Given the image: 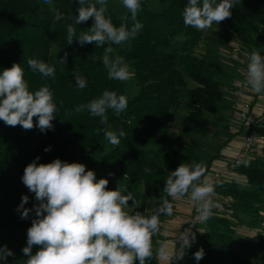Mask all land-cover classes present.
I'll return each instance as SVG.
<instances>
[{"label":"trees","instance_id":"obj_1","mask_svg":"<svg viewBox=\"0 0 264 264\" xmlns=\"http://www.w3.org/2000/svg\"><path fill=\"white\" fill-rule=\"evenodd\" d=\"M90 2L95 3V0ZM187 3L188 0H141L137 19L143 28L135 39L123 45H111L134 73L138 91L129 98L125 83L109 79L102 63L104 47L108 45L81 46L76 39L68 45L69 24L79 35L87 32L94 22V18H89L87 22L74 24L78 0H52L51 6L44 0H0V74L14 63L20 64L29 90L49 87L58 109L52 121L53 129L43 132L36 126L37 117L33 118L34 127L30 130L19 125L8 126L0 120V231L10 234L28 229L36 218L34 205L38 201L22 182L25 167L36 157L40 158L38 164L57 158L72 163L98 155L96 179H107V190H116L118 186L127 188L124 194L132 192L137 204L130 211L144 215L150 201L154 204L149 215L165 198L163 188L169 172L180 163H200L199 143L193 136H216L225 120L221 115L224 108L220 106L224 101V84L219 78L224 72L212 59V49L201 56L194 55L203 35L202 30L185 27L182 13ZM153 6L160 8L153 9ZM57 10L64 18L54 22ZM231 12V17L224 20L223 33L214 32L208 40H214L219 46L236 41L247 50L259 48L258 41L264 42V0H235ZM106 16L111 17L116 26L124 23L123 17L128 16L127 23L131 26L128 11L116 17L108 6ZM50 38L55 47L66 54L61 63L50 61ZM27 58L54 65V77L32 71ZM74 73L87 80L85 88L77 87ZM186 79L195 86L186 88ZM105 90L126 96L128 106L119 117L108 110V124L102 125L100 118L91 116L87 110L75 111L78 105L99 98ZM178 108L186 112L180 119L179 134L184 139L180 151L165 146L169 137L166 121ZM209 115H216L215 119L211 120ZM105 127L117 134L121 129L126 133L120 137L119 145L105 139ZM259 135L264 136V124ZM233 137L224 141L208 159L205 172ZM45 148L50 150L45 151ZM249 162L248 166L244 164L237 169V173L245 177L247 188L234 181L215 187V193L227 202L231 217L237 221L260 216L259 206L264 199V166L257 159ZM145 168L150 171L145 172ZM24 195L29 197L24 207L33 209L26 219L21 218L22 210L18 211ZM132 203L129 201V206ZM164 217L167 216L161 215L160 220ZM249 222L253 227L258 224L256 220ZM200 227L202 232L195 235L180 264H252L247 258L264 253V230L251 236H238L233 220L215 215ZM200 249L204 255L197 261L194 253ZM38 250L39 246H34L32 254ZM27 259L20 262L8 256L6 261L0 259V264H25ZM154 263L153 249L152 259L147 264Z\"/></svg>","mask_w":264,"mask_h":264},{"label":"clouds","instance_id":"obj_2","mask_svg":"<svg viewBox=\"0 0 264 264\" xmlns=\"http://www.w3.org/2000/svg\"><path fill=\"white\" fill-rule=\"evenodd\" d=\"M49 6L52 0H44ZM78 16L74 24L79 25L94 18L87 32L77 35L76 28L67 26V43L71 45L76 39L81 46L94 43L96 47H104L102 63L107 69L109 79L128 81L134 73L120 55H113L111 45H123L135 39L143 24L137 19L141 10V0H121L130 13L131 26L127 23L128 16L123 17L124 23L116 26L111 17L106 16L107 0H78ZM99 5V7H97ZM235 0H188L182 16L185 27L198 30L209 29L232 15L231 9ZM64 14L55 12L54 22L62 20ZM28 67L44 77H54L55 66L27 58ZM77 87L83 89L87 80L74 73ZM244 87L252 93L264 95V55L253 49L248 54L246 79ZM128 100L125 95H117L114 91L105 90L103 94L87 104L78 105L76 112L87 110L91 116L99 117L100 124H108V110L117 117L125 112ZM53 92L43 86L32 92L24 78V69L14 63L0 74V120L8 126H21L25 130L34 127L33 118H38L36 125L42 132L53 129L52 121L57 112ZM99 131V130H98ZM126 133L121 129L115 131L104 128V137L112 145L120 144V137ZM50 148H45L49 151ZM36 157L29 163L22 176L23 184L35 194L38 201L34 205L36 218L27 229V244L22 252L28 257L25 264H147L152 259V238L160 231V216L173 215L171 200L190 196L195 202L199 213L198 219L207 222L216 207L213 202L215 185L205 175L204 166L195 161L180 163L169 172L164 182L163 192L166 194L160 206L150 215L141 212L132 213L129 201L136 204L132 192L124 193L127 188L107 190L109 181L105 178L96 179L94 171L87 170L83 163L66 162L57 158L49 163H37ZM248 166L249 161L243 162ZM150 169L145 168V172ZM29 201L27 195L22 196L18 211L22 210L21 218L26 219L33 209L25 208ZM46 213V214H45ZM195 233L185 229L177 236L180 248L172 253L173 257L183 259L184 249L190 248L195 241ZM39 250L32 254L33 246ZM163 252V247L161 248ZM7 246L0 247V259L6 261L12 256ZM203 249L194 253L197 261L203 258Z\"/></svg>","mask_w":264,"mask_h":264},{"label":"rangeland","instance_id":"obj_3","mask_svg":"<svg viewBox=\"0 0 264 264\" xmlns=\"http://www.w3.org/2000/svg\"><path fill=\"white\" fill-rule=\"evenodd\" d=\"M107 4L108 6L111 7L116 17H122L127 11V9L123 7L121 0H112ZM159 8H160L159 6H153V9H159ZM225 28L226 27H225V23L223 20L218 25L214 23L211 28L202 30L203 40L200 41L199 44L196 46L194 50V55L198 57V56L203 55L206 52V50L214 49L218 52L213 51V50L212 52L215 53L216 55L218 54H220V56L222 55L224 57V61L226 62L227 65H229V67L231 65L232 67H235L237 69L238 72L231 74V75L227 74L225 80L222 82L224 83V86H225V87L224 86L222 87L224 91V98L231 97L233 99V96H232L233 90H231V82L232 80L239 79L241 77L239 72L243 70V68H245V64H244L245 60L242 59L244 58L242 56L243 52H238V53L233 52L232 46H235L234 44L239 45L238 42L236 41H233L231 44L226 45V46H219L214 42V40H211V41L208 40L212 38V35L214 32L223 33ZM49 43H50V61L54 63L63 62L66 58V54L55 47L52 38L49 39ZM243 51L245 52V50ZM113 55H117V53L114 51ZM237 58L242 59L241 63L239 62L240 59L237 60ZM212 59L215 61V59L213 58V54H212ZM122 82H124L126 85L127 96L129 98L136 94V92L138 91V88L135 84L133 77L132 79L128 81H122ZM194 86H195L194 83L186 79V86H185L186 88H192ZM220 106L221 108L224 107L222 103L220 104ZM223 110H225V108ZM225 113L226 111H223L221 112V115L223 116L229 115V112L228 114H225ZM185 114L186 112L182 108H178L172 113L171 117L166 121V124L168 126V132H169V137L167 138L166 143H165L166 147H170V148H173L179 151L181 150L184 139L179 134L180 119ZM215 116L216 115H209L207 117L210 118L211 120H214ZM229 133H230V129L228 128V126L221 125V128L220 127L218 128V134L216 136H209V135L193 136L194 140H196L199 143L198 152L201 154L200 163L204 166V169H206L207 167L208 159L215 154V151L226 140ZM106 148H107V144H105V149ZM254 159L259 160L261 162V165L264 166V143L260 142V145H258L256 150L251 154L250 161ZM77 162L83 163L86 166V170L90 169L96 172L97 167H98L99 157L98 155L95 154V155L90 156L87 159L78 160ZM232 181L237 183L240 187H243V188L248 187L245 177L240 175L237 172H235ZM216 196L218 198L221 197V195L217 193H216ZM221 198L223 199V197ZM225 203L227 202L225 201ZM153 204H154L153 201H150L147 204L146 209H145L146 210L145 215H149V213L152 210ZM136 206L137 204L131 205L129 210H131L132 208ZM259 208H260V216L258 217H250L249 219H246V220L237 221L234 218H232L231 215L229 216V218L233 220V222L236 223L235 229H236V234L238 236H251V235H254L257 231L264 230V199H262V202ZM248 220L249 221L256 220V222L258 223L257 226L253 227ZM160 221H162V219ZM201 232H202V229L201 227H199L195 235H198ZM0 235L2 237V240H0V247L7 246V249L11 250V252L13 253L12 256L16 260L20 262H24L27 256H25V254L22 252V249L27 244V229L16 230L14 233L12 232L10 234H8L7 231H0ZM160 237H162L161 236V226H160V231L156 235L153 236L154 241L152 245L154 248H158L157 246L158 241L159 242L162 241ZM173 252H174V249H173ZM247 261L251 262L252 264H264V253L257 255L255 257H249L247 258ZM169 264H170V261H169Z\"/></svg>","mask_w":264,"mask_h":264},{"label":"built area","instance_id":"obj_4","mask_svg":"<svg viewBox=\"0 0 264 264\" xmlns=\"http://www.w3.org/2000/svg\"><path fill=\"white\" fill-rule=\"evenodd\" d=\"M234 45L235 46H232L234 53L243 52L242 56L245 60V68L241 77L239 79L232 80L231 82V90H233L232 115L234 118L240 121V124L244 127L245 132L240 150L236 152V154L221 167L205 174L215 185V187L219 183L231 182L235 172H237V169L244 165L243 162L250 161L251 154L259 145V131L262 127V124H264V95H260L259 105L261 114L258 117H252L250 111L252 110V100L255 93H252L250 89L244 87L249 53L246 51L244 52L242 47H240L239 45ZM219 198L216 196V193H214L212 199L216 207L212 209L213 215L229 218V216L231 215V209L221 197ZM198 215L199 213L197 211V206L194 203L191 214L183 219L182 227L174 236V252L180 248V242L176 243L177 236L180 232H183L185 229H191L193 233H196L199 229L202 222L197 218ZM187 250L188 248H185L184 253H186ZM181 260L182 259L173 257L172 260H170V264H180Z\"/></svg>","mask_w":264,"mask_h":264},{"label":"crops","instance_id":"obj_5","mask_svg":"<svg viewBox=\"0 0 264 264\" xmlns=\"http://www.w3.org/2000/svg\"><path fill=\"white\" fill-rule=\"evenodd\" d=\"M259 48H253L259 51L261 54H264V42L258 41ZM249 54L252 52V50H247L245 48H242ZM213 51H216L212 49ZM218 52V51H216ZM213 58L215 59V62L220 65L222 68L224 74L219 76L221 82H223L226 78V75H231L234 74L237 71L235 67H232L230 65H227L226 62L224 61V57L220 54L216 55L213 53ZM223 59V60H222ZM240 58H237V60ZM244 59V58H242ZM240 59V63L241 60ZM244 70V68H243ZM243 70L239 72L240 75H242ZM231 77V76H229ZM224 84V83H223ZM255 98L252 100V110L250 111V114L252 117H258L261 114V109H260V95H254ZM224 105L223 108H225L226 111L224 116L225 120L222 125H227L228 128L230 129V133L228 134L226 140L234 136L228 144L220 150L219 156L214 159L210 165V167L207 169L205 172L208 173L214 169H217L221 167L224 163H226L228 160H230L236 152H238L241 148L243 136L245 129L244 127L240 124V121L237 120L236 118L233 117L232 115V109H233V101L232 98H224V101L222 103ZM222 111V112H223ZM225 140V141H226ZM261 143H264V136L260 135V141L259 145ZM194 202L190 199V196L186 195L183 198H178L176 200H173V215L164 217L161 221V236L162 241H158V248H154L155 252V263L154 264H169L171 254L174 249V236L177 234V232L180 230L182 227L183 219L188 217L193 209ZM154 241V238L152 239V243ZM163 247V252L166 253V255L161 253V248Z\"/></svg>","mask_w":264,"mask_h":264}]
</instances>
